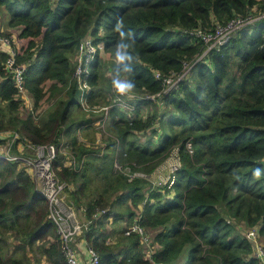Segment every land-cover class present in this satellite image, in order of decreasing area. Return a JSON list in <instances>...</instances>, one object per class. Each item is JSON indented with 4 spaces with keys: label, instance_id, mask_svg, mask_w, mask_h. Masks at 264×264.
Wrapping results in <instances>:
<instances>
[{
    "label": "trees",
    "instance_id": "obj_1",
    "mask_svg": "<svg viewBox=\"0 0 264 264\" xmlns=\"http://www.w3.org/2000/svg\"><path fill=\"white\" fill-rule=\"evenodd\" d=\"M0 7L10 28L0 37L14 39L16 64L26 67L23 83L34 101L23 116L25 100L0 43V131L56 144L54 169L73 186L69 199L92 221L84 237L100 264H263L247 232L264 236V18L197 62L188 80L165 97L161 114L142 116L151 104L142 101L131 117L112 108L100 127V115L76 118L71 107L80 105L72 75L82 38L91 35L104 46L92 64L90 82L102 85L96 102L106 100L117 72L134 82L133 91L156 93L164 85L155 72H180L206 49L196 29L259 16L264 0H0ZM118 22L131 33L130 75L116 60ZM47 94L55 105L38 120L34 111ZM137 133L146 138L140 142ZM98 134L108 143L104 155L96 148ZM175 149L181 165L172 184L129 181L115 168L118 162L151 174ZM64 150L76 156L78 169L66 164ZM49 215L31 172L0 159V264H29L37 252L50 264H68ZM243 223L250 229L238 231ZM133 224L152 231L159 247L152 254L144 252L138 233L126 235Z\"/></svg>",
    "mask_w": 264,
    "mask_h": 264
},
{
    "label": "built area",
    "instance_id": "obj_2",
    "mask_svg": "<svg viewBox=\"0 0 264 264\" xmlns=\"http://www.w3.org/2000/svg\"><path fill=\"white\" fill-rule=\"evenodd\" d=\"M262 18H264V13L256 17L249 16L247 18L232 19L226 24H218L212 30H205L203 28L196 29L194 35L206 45V49L193 62L186 63L183 70L180 72L170 75H163L161 72H155L156 78L162 80L164 85L161 91L156 93L132 91L127 95H121L115 90L112 84L104 102H96L101 98L102 85L93 86L90 82L92 64L96 61L97 57L103 53L104 46L102 43H97L91 35L84 37L78 45L76 65L72 75V81L78 92L77 100L81 108L87 112L89 116L100 115V118L95 123V125L100 127L105 126L108 115L114 107L119 108L130 117L136 110L137 104L142 101L156 103L160 108H164L165 97L172 92H176L180 88L182 82L188 80L190 72L197 62L204 59L212 49L220 50L224 44L236 36L241 28ZM0 40L2 45L8 47L6 50L10 54L7 60V70L14 74L19 92L21 95L25 96L28 94L23 83L26 67L16 64V50L13 46L14 39L0 37ZM92 96L95 97L93 103L91 102ZM35 114L37 115V111H35ZM100 141L101 138L99 137L97 142ZM188 148L191 152L193 151L191 144H188ZM63 152L68 155L66 164L68 166L72 165L73 168H77L78 161L76 156L66 150ZM57 157L58 148L54 143L31 142L16 130L0 131V159L15 164L19 169L25 168L33 175L34 181L39 186L38 190L49 202V216L57 226V231L61 240V250L67 263L100 264L99 254L84 237V233L90 228L92 221L86 218H84L83 221L75 219V214H80L81 210L79 211V208L75 206L72 201L70 203L68 191L73 190V186L61 180L54 169V162ZM173 158L175 163L171 170L173 173L171 179L172 183L173 177L175 176L174 173L181 165L177 149ZM115 168L117 171L128 176L129 181L138 177L136 175H142L140 172H132L130 167H123L118 162H116ZM127 168L128 171L125 172L124 170ZM64 192H67L68 199L66 200H64L62 196ZM100 216V213L95 215L97 218ZM143 229V227L133 224L127 229L126 235L136 232L141 237H145L146 235ZM247 237L254 240L257 247L256 256L260 258L264 264V250L257 244L255 230L248 231ZM81 245L85 247L84 252L80 250ZM85 253L86 259L82 256Z\"/></svg>",
    "mask_w": 264,
    "mask_h": 264
},
{
    "label": "rangeland",
    "instance_id": "obj_3",
    "mask_svg": "<svg viewBox=\"0 0 264 264\" xmlns=\"http://www.w3.org/2000/svg\"><path fill=\"white\" fill-rule=\"evenodd\" d=\"M2 10H3V16H2V19H1V23H2V26H4V31L6 30L5 32H9L10 31V28H9V15H8V12L6 11V9L4 7L2 8ZM103 63L105 64V62H103ZM111 66H112V64H111ZM110 68L111 67L109 65H107V67H106V69L104 71L105 73L106 72L108 73V75L106 73V76H107L106 78H108V76L111 77L113 75L112 70H109ZM64 96L65 95H59L60 98H64ZM22 98L25 100V105L27 107L26 110L23 111V116H26L28 114L27 110H30V109L33 110L34 101H33L32 97L29 94H27L25 96L22 95ZM54 105H55V99L51 100V98L47 94V96H46L45 100L43 101L41 107L37 110V119L40 120L41 117H44L46 112L49 109H51ZM171 108L172 107H170V109H167V110L165 109V113L170 115L171 113L169 112V110H171ZM163 109L164 108H160L158 106V104L151 103L149 106H143L142 107V116H146V118H147L148 116H152V115H154L156 113L161 114L163 111H160V110H163ZM83 112H85V111L81 108L80 105L78 106V102L75 103L71 107V114L74 117H76V118H78V117L80 118L81 115L83 114ZM34 113H35V111H34ZM38 116H40V117H38ZM95 127H97V126H95ZM160 132L161 133L167 132V127H166L165 123H164L162 129L160 130ZM147 135H149V133ZM97 136H98V138L99 137L102 138L101 134H98ZM78 138L80 140L84 141V137L82 136V133H79ZM144 138H146V135H144V134L143 135L140 134V133L135 134V139L140 140V142L142 140H144ZM83 141H81V142H83ZM107 144L108 143L106 141H102V140L100 142H97L96 148L102 149L99 152L100 155H104L105 153L108 152L107 149H106ZM92 146H94V145H92ZM170 160L169 159L165 160L151 174L140 172L142 175H136V176H138L139 178H144V179L149 180L150 182H152V184L155 187L164 186L168 182L171 184L172 183L171 179H172V175H173L171 170H172L173 165H174L175 162H173V160H171V161ZM124 171L127 172L128 168L125 169ZM174 178L175 177H173V180H174ZM37 186H38V184H37ZM38 188H39V186H38ZM62 196H63L64 200L68 199L67 192H64L62 194ZM71 201L72 200H70V203H71ZM74 205L77 206L76 204H74ZM49 213H50V210H49ZM75 219H77L78 221H83V219L81 218V214H78V215L75 214ZM143 231H144V233L146 235V236L144 235L145 237H141L140 236L141 239H142L143 250H144V252L146 254H152V251L154 250V247H155V249L158 248V246L156 244L154 245V243L152 242L154 235H153L151 230H148L146 228H144ZM187 255H188V251H184L183 252V259H185L187 257ZM30 258L31 259H30V263L29 264H50L46 260V257L42 256L39 252L34 253V254L31 253L30 254Z\"/></svg>",
    "mask_w": 264,
    "mask_h": 264
},
{
    "label": "clouds",
    "instance_id": "obj_4",
    "mask_svg": "<svg viewBox=\"0 0 264 264\" xmlns=\"http://www.w3.org/2000/svg\"><path fill=\"white\" fill-rule=\"evenodd\" d=\"M122 23L118 22L116 26V31L120 34V42L116 48V60L122 66L121 71L126 74H131L133 72L132 61L134 60L133 55L130 53L132 47L131 43L128 42V39L131 37V33H125L123 30ZM115 90L121 95H127L131 93L135 84L131 80H124L120 78V72H117L116 78L112 81ZM261 170L257 169L254 175L259 177Z\"/></svg>",
    "mask_w": 264,
    "mask_h": 264
},
{
    "label": "crops",
    "instance_id": "obj_5",
    "mask_svg": "<svg viewBox=\"0 0 264 264\" xmlns=\"http://www.w3.org/2000/svg\"><path fill=\"white\" fill-rule=\"evenodd\" d=\"M2 8L3 7H0V31L1 32H4V26H2V23H1V19H2V16H3V10H2ZM6 31V30H5ZM0 32V33H1ZM0 43H1V40H0ZM17 44V43H16ZM1 48H3L4 50H6V49H8V47L6 46V45H2L1 44ZM109 77V76H108ZM158 125L159 124H157V128H158ZM160 134V133H159ZM158 134V135H159ZM143 135V134H142ZM97 138H98V136H97ZM145 139V138H144ZM80 140V139H79ZM80 141H83V140H80ZM84 141H85V139H84ZM176 152V149L173 151V153L171 154V156L168 158L169 160L171 159V160H173V162H175V160H174V158H173V156H174V153ZM170 160V161H171ZM80 211V210H79ZM80 214H81V218L82 219H84L85 217H84V212L81 210L80 211ZM244 224V223H243ZM245 227V231L246 230H248V229H250L249 227H246L245 226V224H244V226L243 225H241L240 226V228H241V230L239 229L238 231H241V232H244L242 229ZM253 230V229H252ZM240 232V233H241ZM257 244L260 246V247H262L263 249H264V236H261L260 234H259V236H258V239H257ZM159 248V247H158ZM80 250H81V252H84L85 251V247L83 246V245H81L80 246ZM83 256V258H85L86 259V253L85 254H83L82 255Z\"/></svg>",
    "mask_w": 264,
    "mask_h": 264
}]
</instances>
